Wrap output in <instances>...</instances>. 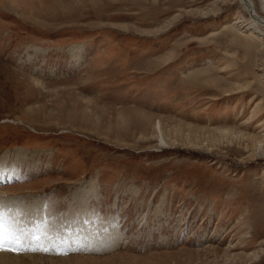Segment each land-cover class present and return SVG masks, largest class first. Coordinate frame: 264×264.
Wrapping results in <instances>:
<instances>
[{
	"label": "rangeland",
	"instance_id": "374dc122",
	"mask_svg": "<svg viewBox=\"0 0 264 264\" xmlns=\"http://www.w3.org/2000/svg\"><path fill=\"white\" fill-rule=\"evenodd\" d=\"M241 11L240 0H0V212L42 201L51 243L11 250L39 224L19 211L0 255L264 264V38Z\"/></svg>",
	"mask_w": 264,
	"mask_h": 264
},
{
	"label": "bare ground",
	"instance_id": "6f19581e",
	"mask_svg": "<svg viewBox=\"0 0 264 264\" xmlns=\"http://www.w3.org/2000/svg\"><path fill=\"white\" fill-rule=\"evenodd\" d=\"M240 5L242 7V11L240 12V20L238 22H240V24L244 27L243 29L245 31H250V30H254V29H259L260 30V39H263L264 38V0H240ZM256 31V30H255ZM264 58V57H263ZM262 70L264 68H261ZM158 129H160V126H158ZM165 140L161 137L160 138V146L164 147L166 144H165ZM22 154H20V157H23V153L25 154L26 152L23 150L21 152ZM18 156V158H20ZM20 160V159H18ZM23 160V159H22ZM21 161V160H20ZM5 170V168H4ZM2 172V171H1ZM8 176V175H7ZM5 177L3 175L0 174V180H4ZM87 186V185H86ZM84 187L85 189H82L83 192H84V195L88 192V188L87 187ZM80 190V191H82ZM89 192H90V189H89ZM88 192V193H89ZM87 193V194H88ZM73 194V198H74V201L76 202V204H84L85 201H87L89 198H86V199H80L79 196H81V194L78 192V191H73L72 192ZM34 200V199H33ZM3 201V200H2ZM8 202V203H6ZM5 200L3 201V207H5V209L7 210H4V221H5V234H8L9 231H11L10 229V226L7 225V222H11V220L13 219L12 216H15V215H18L19 211H22V212H25L27 215L29 216H32L34 218H37L39 220V224H37V228L34 232V234H30L28 235L27 237H24L25 235H21L20 232H19V228L16 227L18 230V234H16V236H18V238L16 237H11V241L9 242L8 241V244L10 245L11 248H17V249H23V251L25 250H28V251H32L33 249L35 250H42L44 248H48L47 246H51V243L49 242V238L47 239H44V240H41V235L43 234V232H45L46 230V223H45V218L46 215L44 214V217H39L38 216V213L41 211V207H42V201H31L30 203H34V205L31 206V204H25L23 201H22V198H12V199H8V200ZM74 202V203H75ZM10 203V204H9ZM68 203V202H67ZM71 204V203H70ZM30 205V206H29ZM115 205V204H114ZM13 207H16V209H14ZM26 208V209H25ZM82 208V207H81ZM16 210V211H15ZM10 212V213H8ZM76 212V211H75ZM24 213V214H25ZM20 215V214H19ZM41 215V214H40ZM56 215V214H55ZM91 213L89 211H87V209L84 211V217L82 216V219L85 218V220H90L91 219ZM22 216V215H21ZM26 216V215H25ZM17 217V216H16ZM81 218V216H80ZM19 219V218H18ZM29 219V218H28ZM105 219V218H104ZM17 220V219H16ZM27 220V219H26ZM19 220H17V223H18ZM34 221V220H33ZM36 221V220H35ZM34 221V222H35ZM58 221V220H57ZM76 221V220H75ZM80 221V220H78ZM92 221V220H90ZM15 222V220H14ZM13 222V223H14ZM30 222V221H29ZM51 222V221H50ZM49 222V223H50ZM55 222V221H54ZM23 223V222H22ZM91 223V222H90ZM75 224V223H74ZM9 226V228H8ZM13 226V225H12ZM19 226V225H18ZM26 226V225H25ZM49 225H47L48 227ZM76 226V224H75ZM24 227V226H23ZM56 227V226H55ZM67 227V226H66ZM73 227V226H72ZM31 228V227H30ZM53 228V227H52ZM59 228V227H58ZM107 230H111V228H113V226H110L108 225V227L106 226ZM28 229V228H27ZM33 229V228H32ZM51 229V228H49ZM57 229V228H56ZM89 229V228H88ZM13 230V229H12ZM23 230V229H22ZM53 230V229H52ZM55 230V228H54ZM69 230V229H68ZM78 230V228H77ZM83 230V229H82ZM91 230V229H90ZM33 231V230H32ZM49 231V230H48ZM51 231V230H50ZM15 232V231H14ZM29 232V230L27 231ZM60 232V231H59ZM74 232V231H73ZM78 232V231H77ZM76 232V233H77ZM16 233V232H15ZM31 233V232H30ZM48 233V232H47ZM53 233V231H52ZM65 234V232H63ZM102 233V232H101ZM100 233V234H101ZM104 233V232H103ZM26 234V233H25ZM46 234V233H45ZM49 234V233H48ZM58 234V233H57ZM68 234H70L68 232ZM72 236H71V240L72 241H78V238L75 237V235H73V233H71ZM93 234V233H92ZM52 235V234H51ZM60 235V234H59ZM88 235V237H86ZM12 236V235H11ZM22 237V238H19ZM65 236V235H64ZM78 236L81 237V238H84L85 241L86 240H90L88 239L90 236H91V231H80L78 232ZM96 236V235H95ZM99 236V235H98ZM52 237V236H51ZM50 237V238H51ZM58 237V236H57ZM61 237V236H60ZM63 237V236H62ZM67 237V235H66ZM43 239V238H42ZM55 239V238H53ZM61 239V238H60ZM93 239V238H92ZM51 240V239H50ZM82 240V239H80ZM69 241V240H68ZM85 241H78L79 245L82 243V242H85ZM55 242V241H54ZM66 242V241H65ZM70 242V241H69ZM77 243V242H76ZM61 244V243H60ZM73 244V243H72ZM86 244H89V242H86ZM57 245V244H56ZM64 245V244H63ZM66 245V244H65ZM71 245V244H70ZM76 245V244H75ZM62 246V245H61ZM90 246V245H89ZM56 247V246H55ZM64 247V246H63ZM79 247V246H78ZM81 247V246H80ZM57 248V247H56ZM57 250V249H56ZM22 251V250H21ZM58 251V250H57ZM2 253V252H1ZM5 254V253H4ZM14 254V253H13ZM13 254H11V256H6V255H0V264H24L25 261H27L28 259H32V258H37V256H32V255H20V256H12ZM27 259V260H26Z\"/></svg>",
	"mask_w": 264,
	"mask_h": 264
},
{
	"label": "snow or ice",
	"instance_id": "6c2138e0",
	"mask_svg": "<svg viewBox=\"0 0 264 264\" xmlns=\"http://www.w3.org/2000/svg\"><path fill=\"white\" fill-rule=\"evenodd\" d=\"M5 221H4V215L2 212H0V251L7 250L5 248ZM13 251H19L17 248H11Z\"/></svg>",
	"mask_w": 264,
	"mask_h": 264
}]
</instances>
